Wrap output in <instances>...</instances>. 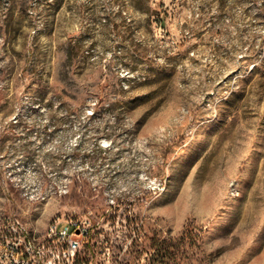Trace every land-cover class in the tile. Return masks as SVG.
I'll use <instances>...</instances> for the list:
<instances>
[{
	"label": "rangeland",
	"instance_id": "obj_1",
	"mask_svg": "<svg viewBox=\"0 0 264 264\" xmlns=\"http://www.w3.org/2000/svg\"><path fill=\"white\" fill-rule=\"evenodd\" d=\"M0 264H264V0H0Z\"/></svg>",
	"mask_w": 264,
	"mask_h": 264
},
{
	"label": "built area",
	"instance_id": "obj_2",
	"mask_svg": "<svg viewBox=\"0 0 264 264\" xmlns=\"http://www.w3.org/2000/svg\"><path fill=\"white\" fill-rule=\"evenodd\" d=\"M87 233L88 231L79 222H70L61 228L56 222L51 228V235L57 237L62 243L60 254L67 260L74 259Z\"/></svg>",
	"mask_w": 264,
	"mask_h": 264
},
{
	"label": "trees",
	"instance_id": "obj_3",
	"mask_svg": "<svg viewBox=\"0 0 264 264\" xmlns=\"http://www.w3.org/2000/svg\"><path fill=\"white\" fill-rule=\"evenodd\" d=\"M24 257H27V255H24Z\"/></svg>",
	"mask_w": 264,
	"mask_h": 264
}]
</instances>
